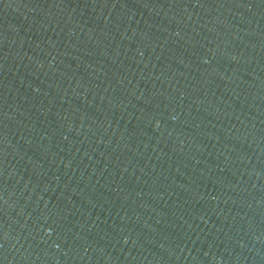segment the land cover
Here are the masks:
<instances>
[{
  "label": "water",
  "instance_id": "95a60500",
  "mask_svg": "<svg viewBox=\"0 0 264 264\" xmlns=\"http://www.w3.org/2000/svg\"><path fill=\"white\" fill-rule=\"evenodd\" d=\"M0 264H264V0H0Z\"/></svg>",
  "mask_w": 264,
  "mask_h": 264
}]
</instances>
